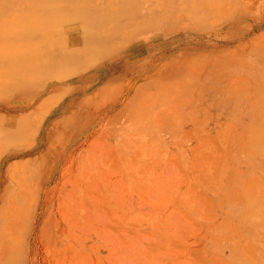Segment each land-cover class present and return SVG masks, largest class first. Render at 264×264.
I'll return each instance as SVG.
<instances>
[{
    "label": "rangeland",
    "instance_id": "obj_1",
    "mask_svg": "<svg viewBox=\"0 0 264 264\" xmlns=\"http://www.w3.org/2000/svg\"><path fill=\"white\" fill-rule=\"evenodd\" d=\"M46 86L0 264H264V0H0V102Z\"/></svg>",
    "mask_w": 264,
    "mask_h": 264
},
{
    "label": "bare ground",
    "instance_id": "obj_2",
    "mask_svg": "<svg viewBox=\"0 0 264 264\" xmlns=\"http://www.w3.org/2000/svg\"><path fill=\"white\" fill-rule=\"evenodd\" d=\"M18 55L19 54L17 53L10 52L8 53V58L13 60ZM10 81V85L19 84V88L23 87L22 89L24 93H26L29 88L28 85L36 82L37 80L24 84L23 78H16V75H14ZM49 88L50 87L46 86L45 88L40 89L32 98L26 100V102L23 103L13 105L0 102V141L2 140V142H7V145H9L10 143H14L17 140H21L19 141L20 144L13 146L12 148H8V150H2L1 152L0 187L5 186L7 183L6 180H8V178H14L15 180H18L14 174V170H16L22 163L18 158L24 156L29 151H34L38 155L30 159V161H34V163L39 165L42 163V160L47 152L51 150L50 142H52V130L54 125L58 123V121L55 123V119L52 120L51 118L57 114L58 109L51 111L46 117H40V112H42V109L49 105L53 99L51 97L55 95L54 93V95H51L40 101L42 95L48 92ZM39 101L40 104H38ZM15 126L18 128L16 133L14 130V128H16ZM23 141L32 142L29 146H27L22 144ZM2 142H0V150L1 147H6L4 144H2ZM4 154L5 156H3ZM23 163L25 162L23 161Z\"/></svg>",
    "mask_w": 264,
    "mask_h": 264
}]
</instances>
